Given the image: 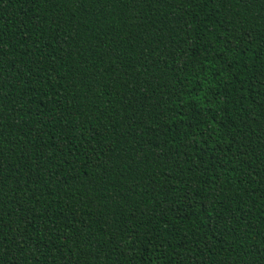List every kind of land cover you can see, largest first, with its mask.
<instances>
[{
  "label": "trees",
  "instance_id": "1",
  "mask_svg": "<svg viewBox=\"0 0 264 264\" xmlns=\"http://www.w3.org/2000/svg\"><path fill=\"white\" fill-rule=\"evenodd\" d=\"M0 264H264V0H0Z\"/></svg>",
  "mask_w": 264,
  "mask_h": 264
}]
</instances>
